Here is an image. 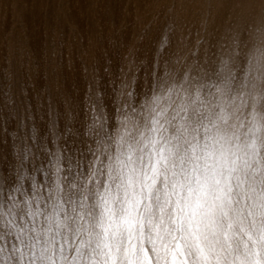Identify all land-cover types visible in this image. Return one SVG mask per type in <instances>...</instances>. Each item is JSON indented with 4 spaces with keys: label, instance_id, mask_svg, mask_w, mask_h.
<instances>
[{
    "label": "clouds",
    "instance_id": "9594fccd",
    "mask_svg": "<svg viewBox=\"0 0 264 264\" xmlns=\"http://www.w3.org/2000/svg\"><path fill=\"white\" fill-rule=\"evenodd\" d=\"M114 2L0 16V264H264V0Z\"/></svg>",
    "mask_w": 264,
    "mask_h": 264
},
{
    "label": "rangeland",
    "instance_id": "374dc122",
    "mask_svg": "<svg viewBox=\"0 0 264 264\" xmlns=\"http://www.w3.org/2000/svg\"><path fill=\"white\" fill-rule=\"evenodd\" d=\"M30 7L28 9L19 5L18 0H0V16H8L16 23L11 35L7 38L14 44L31 43L35 51L37 59L43 57L45 52L51 57V46L45 42L44 25L46 13L43 0H28ZM122 2H114L109 8L106 4H102L99 9L91 7L90 0H70L71 15L70 18L79 26L81 32L85 30V25L91 26V31L95 32L96 20H100L105 25V32H107V21L109 19V12L116 14L117 25H119V14L122 8ZM55 12V4H52L47 11V23L51 26L54 23L53 13ZM95 15V19L93 18ZM129 25L133 23L132 18L128 20ZM67 31V26H65ZM5 42L4 37L0 36V44ZM76 42L73 41V48L75 49ZM67 54V48L62 50ZM67 63V61H65Z\"/></svg>",
    "mask_w": 264,
    "mask_h": 264
}]
</instances>
